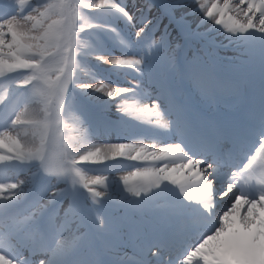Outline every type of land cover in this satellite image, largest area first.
<instances>
[{"label":"snow or ice","instance_id":"1","mask_svg":"<svg viewBox=\"0 0 264 264\" xmlns=\"http://www.w3.org/2000/svg\"><path fill=\"white\" fill-rule=\"evenodd\" d=\"M0 84V264H264V0H0Z\"/></svg>","mask_w":264,"mask_h":264},{"label":"rangeland","instance_id":"2","mask_svg":"<svg viewBox=\"0 0 264 264\" xmlns=\"http://www.w3.org/2000/svg\"><path fill=\"white\" fill-rule=\"evenodd\" d=\"M196 19H197V17H195V16H189L188 17V20H192L193 23L196 22ZM70 133H71V128L69 129V134ZM108 163H110V162H108ZM93 171L98 173V174H109L110 173V179H118L121 175L126 174L125 170H123L121 168H116V165L113 166L111 169L105 168L104 166H95L93 168Z\"/></svg>","mask_w":264,"mask_h":264}]
</instances>
